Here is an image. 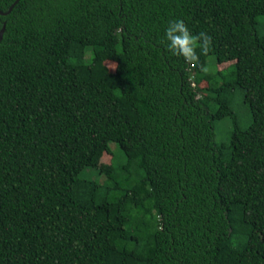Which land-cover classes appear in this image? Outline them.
Segmentation results:
<instances>
[{"label":"trees","instance_id":"1","mask_svg":"<svg viewBox=\"0 0 264 264\" xmlns=\"http://www.w3.org/2000/svg\"><path fill=\"white\" fill-rule=\"evenodd\" d=\"M261 17L264 0H20L0 16V264H264L247 218L264 223ZM177 19L212 38L196 67L168 51Z\"/></svg>","mask_w":264,"mask_h":264},{"label":"clouds","instance_id":"2","mask_svg":"<svg viewBox=\"0 0 264 264\" xmlns=\"http://www.w3.org/2000/svg\"><path fill=\"white\" fill-rule=\"evenodd\" d=\"M165 38L168 42L167 48L173 55L183 57L184 60L196 67L199 64L197 49L207 55L211 47V36L205 32L192 34L187 24L181 20H171L165 30ZM201 71L207 72L208 69L201 66Z\"/></svg>","mask_w":264,"mask_h":264},{"label":"rangeland","instance_id":"3","mask_svg":"<svg viewBox=\"0 0 264 264\" xmlns=\"http://www.w3.org/2000/svg\"><path fill=\"white\" fill-rule=\"evenodd\" d=\"M260 22H261V25H260V29L262 31V33H264V17H261L260 18ZM109 67V69L111 71H114L113 67L114 65H111L108 63L107 65ZM229 66V64H223V65H219V69L220 70H223V69H226L227 67ZM207 84L204 82L202 83L201 87H206ZM239 109L241 110V112L243 113V118L245 117L246 120H244V128H246L248 125H249V121H250V116H249V111L248 109H246L244 106H240ZM230 124L229 122H224V123H220L217 125V139H218V142H222V141H225L227 139V135L229 134V129H230ZM112 148L113 147H117L116 144H112L111 146ZM118 148V147H117ZM120 153V150L118 149L117 150V153ZM112 157L110 155H107L106 158L104 160H106L107 164L104 168H110L111 167V164H112ZM103 160V161H104ZM103 166V164H102ZM247 218L253 222V224L258 228V232L261 234V236L264 238V223H263V219L256 213L252 212V211H248L247 212Z\"/></svg>","mask_w":264,"mask_h":264},{"label":"water","instance_id":"4","mask_svg":"<svg viewBox=\"0 0 264 264\" xmlns=\"http://www.w3.org/2000/svg\"><path fill=\"white\" fill-rule=\"evenodd\" d=\"M19 1H20V0H16V1L12 4V6L9 8V10H8L7 12H3L2 10H0V16H7V15H9V14L13 11L14 7L17 5V3H18ZM5 32H6V23L3 24V26H2V28H1V30H0V44H1L2 40H3V38H4V34H5Z\"/></svg>","mask_w":264,"mask_h":264}]
</instances>
